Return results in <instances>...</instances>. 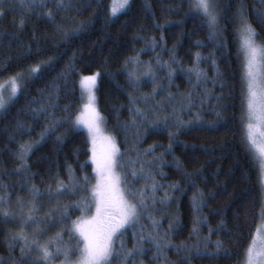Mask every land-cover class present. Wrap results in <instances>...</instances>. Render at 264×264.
<instances>
[{"label": "trees", "instance_id": "trees-1", "mask_svg": "<svg viewBox=\"0 0 264 264\" xmlns=\"http://www.w3.org/2000/svg\"><path fill=\"white\" fill-rule=\"evenodd\" d=\"M111 1L0 0V81L36 70L0 112V264H45L26 240L80 243L72 224L96 181L77 122L90 77L134 206L99 264H244L263 191L239 31L264 46V0H212V18L194 0H129L116 15Z\"/></svg>", "mask_w": 264, "mask_h": 264}, {"label": "rangeland", "instance_id": "rangeland-1", "mask_svg": "<svg viewBox=\"0 0 264 264\" xmlns=\"http://www.w3.org/2000/svg\"><path fill=\"white\" fill-rule=\"evenodd\" d=\"M128 2L129 0H112L110 13L116 15L123 11ZM194 4L198 11L212 18V0H194ZM239 41L246 106L244 128L250 148L258 162L263 191L260 222L246 251L244 264H264V46L247 22L241 23ZM35 72V69H30L0 81V112L18 94L23 80ZM81 86L83 103L77 122L88 135L91 161L96 171V181L92 188L93 210L72 224V233L79 244L73 241L72 245L66 244V249L60 250L57 247L52 252L44 246L35 247L34 243L26 240L28 248L39 252L38 256L45 264H58L54 259L56 257L61 260L59 264H99L110 254L114 234L128 224L134 214V206L124 191L118 170L115 140L105 130L97 109L95 78H83ZM23 216L30 219V212L23 213ZM18 217L21 218L20 214ZM26 222L21 221L22 227ZM73 251L77 252L75 256L70 255Z\"/></svg>", "mask_w": 264, "mask_h": 264}, {"label": "bare ground", "instance_id": "bare-ground-1", "mask_svg": "<svg viewBox=\"0 0 264 264\" xmlns=\"http://www.w3.org/2000/svg\"><path fill=\"white\" fill-rule=\"evenodd\" d=\"M197 3V2H196ZM204 52V51H203ZM220 54V53H219ZM167 63V62H166ZM187 71V70H186ZM183 73V72H182ZM192 73V72H191ZM252 86V85H251ZM8 89V88H7ZM9 93V92H8ZM211 115V114H210ZM181 120V119H180ZM212 126V125H211ZM149 129V128H148ZM178 131V130H177ZM158 150V149H157ZM151 169V168H150ZM155 190V189H154ZM47 212V211H46ZM141 216V215H140ZM45 232V231H44ZM164 253V252H163ZM188 259V258H187Z\"/></svg>", "mask_w": 264, "mask_h": 264}]
</instances>
